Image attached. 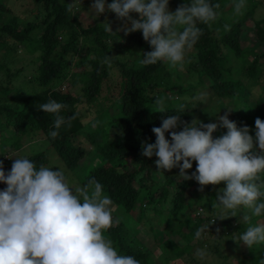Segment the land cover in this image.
I'll return each instance as SVG.
<instances>
[{
    "label": "trees",
    "instance_id": "obj_1",
    "mask_svg": "<svg viewBox=\"0 0 264 264\" xmlns=\"http://www.w3.org/2000/svg\"><path fill=\"white\" fill-rule=\"evenodd\" d=\"M33 1L43 9L40 21L37 23L28 21L19 23L16 16H8L0 24V35L4 32L27 49L40 51V62L36 66V73L31 76V81L42 88H39V91L32 95L22 98L23 107L19 110L10 108L6 104L1 105L0 116L3 120H0V129L11 125L15 130L14 137L17 139L27 128H37L68 169L76 171L85 167L83 171L86 170V173L82 178V185L86 184L88 179L91 178L102 185V194L108 196L115 206L113 212L120 210L129 213L139 201V209H143V214L138 212L137 224H139L141 218L145 219V207L147 206L152 207L157 218H160L162 210L166 209L168 218L164 223L173 222L174 224L177 213L189 204L186 196L187 189L191 187L200 189L201 186L196 180H184L182 176L173 181L172 178L174 177L169 176L168 170H165L162 177L159 178L154 174L157 157L155 155L150 158L143 156L141 154L142 143H155L156 137L152 132V128L160 127L162 120L169 116L179 115L181 123L177 125L174 131L183 130L185 124L191 123L195 106L190 101H182L179 104L164 107L165 112H159V107L149 108L147 106L148 99L159 92L171 93L173 90L175 94L171 97L180 96L185 92L191 96L194 85L189 81L187 74L195 72L198 74L196 77L198 83H201L202 79L210 81L209 84L204 83L200 87H208L211 97L226 101H229V98H236L234 103L240 104L241 117H239L240 119H234L228 115V119L234 121L238 128L245 125L251 126L249 129L255 127L252 125H255L256 118L264 121L262 108L258 107L253 112L250 105L247 106L244 97L235 94L238 88L248 86V82L241 81L240 75L249 78V82H255L259 75V69L264 68V50L260 53L254 52L252 62L247 65L242 63L240 57L242 52L239 46L241 28L247 25L250 20L253 23L252 30L256 39L264 47V27L261 25L264 18H251L255 2L245 0V3H249V8L240 16L234 13V4L237 0H209L210 4L220 5L218 9H215L217 18L208 24L197 22V27L202 30V34L194 45V58H189L184 71L180 72L175 71L169 65L166 66L164 61H158L153 65H141L139 63V60L143 58L141 54L133 58L125 57L122 59L115 54L112 55V52L132 54L134 45H142L143 53L152 51L151 45L143 39L142 32L139 30L125 34L124 27H122L120 31L112 30L113 32H109L105 31L106 25L99 22L84 27L78 22L72 11L68 10L69 6L60 0ZM92 2L94 3L95 0H92ZM191 2L192 0H169V5L172 6L175 12L179 6L190 5ZM8 11L0 4V15ZM106 11L115 14L107 10V7ZM129 15L131 19L137 18L134 12ZM120 19H122V25L129 24L128 27L131 26L127 18ZM35 29L38 30V33L34 37L30 36L29 32ZM215 31H217V35L214 34ZM109 39L115 41V45L111 46L108 43ZM78 40L88 43L87 49L91 51V57L81 55L73 58L79 51ZM0 45H2V42H0ZM230 56L240 59L239 72L235 76L230 75L232 66H230L228 59ZM111 64L115 66L114 69L118 73V78L112 84L109 93L100 96L102 100H107L110 105L114 106V112L110 114V110L101 109L98 112L101 121L97 122V125L102 129L103 122H106L105 124L110 128L118 130L120 135L113 141L104 140L100 142L97 139L98 142H96L94 136H92L93 133H90L88 135L89 139L94 143L96 151L102 155L105 162L98 166H87L86 168V165H82L77 168V161L84 157L85 152L69 141L67 133L75 129L77 122L67 118L73 116L74 104L79 101V98L70 93H62L56 86L59 82H64L67 78H70L69 85L79 84V90L85 100L94 102L95 96L100 91V83L109 73L107 66ZM15 75L16 73L12 74L13 77ZM108 87L109 84L105 86L106 89H109ZM9 89V85L0 87V91L3 93H6ZM49 99L66 105L65 108L60 110L59 115L64 116L67 121L59 129L54 127L57 114L44 112L37 118L40 111H42L40 105L46 103ZM181 105H183V108ZM25 111L26 113L29 112L28 115ZM210 122L212 121L208 118L204 124ZM221 129L226 128L218 127L212 135H216ZM51 131L58 132L55 139L49 136ZM249 135L253 138L255 136L250 131ZM104 137L105 135H100V138ZM165 137L170 140V133L166 132ZM136 142H138L137 145ZM130 143H134V146H130ZM23 158L32 160L37 168L44 165L47 160V156L43 151L33 152ZM114 159L134 161L135 163L130 171L118 172L110 165V162ZM12 163L3 168L6 175L10 172ZM196 167L192 165L194 172ZM138 174H140L139 181L134 185L133 179ZM262 175L264 173H261ZM172 182L174 183L171 189ZM6 187L5 183L0 182V191L5 190ZM165 205L167 207H164ZM208 206L213 208L210 204ZM158 209L160 213L157 212ZM212 211L214 212V210ZM113 221L112 227L105 231V236L112 241L117 253L132 256L140 264H149L150 252L144 246L139 248L140 241L132 243V231L123 226V220L114 219L113 217ZM229 221V219H223L221 223L224 225ZM201 222L205 225L209 224V217H203ZM247 224L255 226L260 223L252 216ZM239 225L242 228L247 226L244 221ZM152 226L148 227L150 231H154ZM197 229H194L193 235H195ZM231 229H235V227ZM206 232H209V229ZM161 234L164 235V232H161ZM254 247L255 245L248 248L247 259L249 264H259L262 259L261 251L264 250V244L257 250L253 249ZM189 248L192 249V244L189 245ZM236 263L248 264L242 260H238Z\"/></svg>",
    "mask_w": 264,
    "mask_h": 264
},
{
    "label": "clouds",
    "instance_id": "obj_2",
    "mask_svg": "<svg viewBox=\"0 0 264 264\" xmlns=\"http://www.w3.org/2000/svg\"><path fill=\"white\" fill-rule=\"evenodd\" d=\"M168 4L169 0H112L106 6L105 0H95L91 8L100 14L107 7L117 18H127L131 26H124L125 34L142 32L152 51L143 53L139 60L141 65L167 61L175 67L183 62L185 50L191 49L202 34L197 21L204 24L215 21V9L220 5L210 4L209 0H192L190 5H181L173 13L168 10ZM245 7V0H237L234 13L242 14ZM133 12L138 13L140 19H131L129 14ZM105 31L113 32L109 24ZM155 103L159 112L166 111L163 99H156ZM65 107L49 99L40 105V110L57 114L54 127L59 129L65 123L66 118L59 115ZM179 123V115H174L163 119L160 127H153L155 143H142L141 154L149 158L155 155L158 170L179 167L180 176L184 180H196L200 191L204 185L224 182L226 187L216 201L218 206L233 210V216L241 206L251 210L254 216L264 213V178L261 176L264 173V121L255 119V144L259 152L254 150V138L249 135L248 127L238 128L227 113L219 116V125L198 122V127V123L191 122L185 124L183 130L174 131ZM218 127L226 128L227 132L213 139L212 134ZM166 132L170 133V140L166 139ZM49 136L55 139L58 132L51 131ZM192 161L197 167L188 176L185 170L192 168ZM52 168L43 165L37 168L32 160L21 157L13 161L6 175L0 164V182L7 185L0 191V264H140L132 256L119 255L112 241L104 235L114 223V209L110 207L112 200L102 194V185L91 178L73 189L64 171ZM250 219L249 215H243L246 223ZM209 224L196 230L197 239L208 231ZM237 239L248 248L264 244V224H249ZM196 255L204 259L208 253L197 249ZM259 264H264V258Z\"/></svg>",
    "mask_w": 264,
    "mask_h": 264
},
{
    "label": "rangeland",
    "instance_id": "obj_3",
    "mask_svg": "<svg viewBox=\"0 0 264 264\" xmlns=\"http://www.w3.org/2000/svg\"><path fill=\"white\" fill-rule=\"evenodd\" d=\"M60 1L71 8L72 13L77 17L78 22L84 27L88 24L99 22L106 26L109 24L112 30L120 31L122 27L125 26L121 24L122 19L117 18L115 14H111L106 10L104 13H96L95 10L91 8V5L93 4L92 0ZM253 1L255 2V5L252 10L251 18H264V0ZM111 2L112 0H105V5L107 6V4H110ZM0 4L9 10L0 15V24L8 16H16L19 23L27 21L37 23L40 21V17H42L43 14V9L33 0H0ZM245 4L246 7L242 10V14L249 8V3L246 2ZM168 10L174 13L172 6L169 4ZM242 14L239 15L241 16ZM134 15L139 19L138 13H134ZM247 22L248 20L246 21V24ZM128 25L129 24H127V26ZM252 25L253 23L250 20L247 25H244V27L241 28V35L239 36V46L242 51L240 57L244 65L252 62L254 52L260 53L264 50V47L261 46L253 33ZM261 25L264 27V21ZM177 27L180 28L182 26ZM37 33L38 30L35 29L30 31L29 35L34 37ZM214 34L217 35V31H215ZM0 36V42H2V45H0V87L4 85L10 86V89L6 93L0 91V106L6 104L10 108H17L19 110L23 107L21 103L22 98L27 95H32L38 92L39 88H42L31 81V76L36 73V66L40 62V51L27 49L4 32ZM78 41L79 51L73 58L80 57L81 55L91 57L92 53L87 49L89 46L88 43L81 42L80 40ZM108 43L113 46L116 42L109 39ZM193 50H195L194 46L191 49H186L183 62L177 64L175 67L170 66L167 61H164L166 63L165 65H169L175 71L183 72L189 58H194ZM133 51L132 54H117L112 52V55L115 54L121 59L125 57L133 58L140 54L142 57L143 46L134 45ZM228 59L230 61V66L232 65L230 68V75L235 76L239 72L240 59L232 56ZM114 67L113 64L107 66L109 73L100 83V91L95 96L94 102L85 100V97L79 90V84L69 85L70 78H67L64 82H59L56 86L62 93H70L79 98V101L74 104L73 108V120L77 122L76 127L71 132L67 133L69 141L75 146L82 148L85 152L84 157L77 161V168L82 165H86V168L87 166H98L105 162L102 155L96 151L94 143L89 139L88 135L90 133H93V135H91L94 136L96 142H103L104 140L113 141L120 135L118 130L110 128L105 124L106 122H103L104 125L102 129L97 125V122L101 121L100 114H98L101 109L110 110V114L114 112V106L110 105L109 101L102 100V97L100 96L107 95L112 84L118 78V73ZM13 73H16L14 77L12 76ZM187 75L189 81L194 85V89L191 91V96L185 92L180 96L171 97L175 94L174 90L171 91V93L162 91L149 97L147 106L149 108L157 106L155 103L156 99H163L164 107L176 105L182 101H190V103L195 106V109L192 112L193 116L191 122L193 123L199 122L204 124L205 120L209 118L212 122L218 124L219 116H223L226 113L234 119H240V111H242V109L240 104L234 103L236 98H229V101H226L224 99L211 97L208 87H200L204 83L209 84V80L202 79L201 83H198L196 80V77L198 76L197 73L191 72ZM240 78L241 81L245 83L248 82V86L238 88L235 91V94L244 97L248 104L245 105H250L253 112L258 107L262 108L264 111V68L259 69V75L255 82H249V78L245 75H240ZM108 84L109 89H106L105 86ZM28 113L29 112H27L26 115H28ZM43 113V111H40L37 118ZM0 120H3L1 116ZM65 121L67 120L65 119ZM199 123L197 125L198 127ZM28 125L27 127H29ZM245 126H247L248 129L251 127L249 125ZM252 126L255 125L253 124ZM249 131L255 135L256 129L253 127L249 129ZM223 134H226V129H221L219 133L217 132V134L213 136V139H216ZM14 135L15 130L11 125L0 129V164H2L3 168L12 163L16 158L28 156L33 152L43 151L47 156L46 163L43 166L53 167L52 170H57L56 168L62 169L71 188L74 189L77 185L83 186L82 178L86 173V170L83 171L85 167L76 171L68 169L57 157L52 147L48 144V140L37 128H27V130H25L22 135H19L17 139ZM100 135H105V137L100 138ZM137 144L138 142H136V145ZM129 145L134 146V143H130ZM254 150L259 152L258 146L255 144V136ZM134 163V161L114 159L110 162V165H112L118 172H128L131 170ZM191 163L192 165L197 166L195 161H192ZM164 171L165 170H158L156 167L154 169V174L161 178ZM193 173L194 170L192 168L185 170V174L192 175ZM168 174L169 176L174 177L172 178L173 181L181 177L179 167H174L171 170H168ZM139 175L140 174L134 177V185L138 183ZM262 178H264V175H262ZM173 183L174 182L171 184V189ZM203 187V191H200L195 187L187 189L186 196L189 204L186 208L177 213L175 217L176 222L174 224L173 222L164 223L168 218L166 215V209H163L160 218H157L151 206L145 207V219L141 218L139 224H137L136 219L138 217V212L143 214V209H139V201L129 213L119 210L112 212V216L114 219L123 220V226L129 231H132V243L140 241L139 248L144 246L145 249L150 252L149 255L151 258L149 264H237L236 262H238V260H242L244 263L249 264L247 259V253L249 254L248 247L237 239V237L246 231L247 226H249L247 223V226L244 228L239 225L244 221L243 215L247 214L251 218L254 215H252L251 210L241 206L235 210V216H233V210L218 206L216 198L218 194H223L222 190L226 187L224 182L216 185L208 184ZM208 204L212 205L213 208H210ZM110 207L115 210L114 204ZM164 207H167V205ZM198 208H200V210H198ZM212 210H214V212ZM197 211H199L198 214ZM157 212L160 213V210L158 209ZM207 216L209 217L210 223L213 221L209 225V232L205 231L201 234V237L197 239L196 236L193 235L194 229L204 226L205 223H202L201 219ZM254 217L258 223H264V213L260 216ZM223 219H229L230 221L223 225L221 223ZM149 226H152L154 231H150L148 229ZM234 227L235 229H231ZM218 229L219 231H217ZM161 232H164V235H162ZM190 244H192V249L189 248ZM262 245L263 244H255L253 249H260ZM197 249H205L208 255L204 259H200L196 255ZM261 256L264 258V250L261 251Z\"/></svg>",
    "mask_w": 264,
    "mask_h": 264
},
{
    "label": "built area",
    "instance_id": "obj_4",
    "mask_svg": "<svg viewBox=\"0 0 264 264\" xmlns=\"http://www.w3.org/2000/svg\"><path fill=\"white\" fill-rule=\"evenodd\" d=\"M198 210H200V208H198ZM199 211H197V214H198Z\"/></svg>",
    "mask_w": 264,
    "mask_h": 264
}]
</instances>
